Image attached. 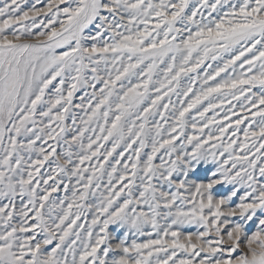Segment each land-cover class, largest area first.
<instances>
[{
    "label": "snow or ice",
    "instance_id": "6c2138e0",
    "mask_svg": "<svg viewBox=\"0 0 264 264\" xmlns=\"http://www.w3.org/2000/svg\"><path fill=\"white\" fill-rule=\"evenodd\" d=\"M0 264H264V0H0Z\"/></svg>",
    "mask_w": 264,
    "mask_h": 264
},
{
    "label": "rangeland",
    "instance_id": "374dc122",
    "mask_svg": "<svg viewBox=\"0 0 264 264\" xmlns=\"http://www.w3.org/2000/svg\"><path fill=\"white\" fill-rule=\"evenodd\" d=\"M77 95H79V93H78ZM68 123H69V124L71 123L70 120L68 121ZM64 147H66V145L61 144V145H60V148H58V151H59V150H62ZM60 195H63V193H60ZM191 230L194 231V229H191Z\"/></svg>",
    "mask_w": 264,
    "mask_h": 264
}]
</instances>
